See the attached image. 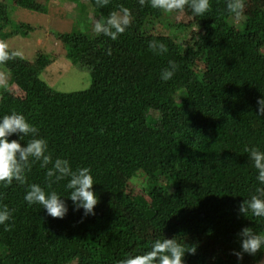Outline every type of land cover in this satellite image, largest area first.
<instances>
[{
  "label": "trees",
  "instance_id": "obj_1",
  "mask_svg": "<svg viewBox=\"0 0 264 264\" xmlns=\"http://www.w3.org/2000/svg\"><path fill=\"white\" fill-rule=\"evenodd\" d=\"M5 1L0 0V34L11 23ZM11 1L23 10H47L37 0ZM85 1L94 22L122 8L131 14L116 40L97 35L94 25H86L90 34H55L66 59L88 70V88L61 92L41 79L53 56L20 73L0 64L9 74L7 85H0V118L20 113L38 128L10 139L26 146L31 138H45L51 157L46 166L30 164L25 184H0V206L12 211L10 229L0 226V264H118L149 251L162 237L196 248L185 264H258L264 249L242 261L232 253L240 251L242 228L264 232V218L238 211L264 187L245 151H264V117L256 116V101L264 97V0H249L253 15L243 13L239 21L227 10L228 0H210L203 16L186 5L192 15L186 24L151 7L150 0ZM75 13L77 23L89 20L83 9ZM17 28L24 35L31 30ZM181 31L188 38H179ZM151 42L168 51L150 48ZM169 61L179 67L164 82ZM11 85L23 96L13 95ZM56 158L68 159L73 170L91 168L93 191L109 197L110 207L96 206L90 216L73 211L66 180L48 187L46 171ZM33 183L62 196L69 209L62 220L25 202Z\"/></svg>",
  "mask_w": 264,
  "mask_h": 264
},
{
  "label": "clouds",
  "instance_id": "obj_2",
  "mask_svg": "<svg viewBox=\"0 0 264 264\" xmlns=\"http://www.w3.org/2000/svg\"><path fill=\"white\" fill-rule=\"evenodd\" d=\"M101 4H106L107 0H100ZM144 0H141L143 3ZM151 7L162 9L167 13L182 11L186 5L191 8L194 16H203L210 11V0H150ZM227 10L239 21L244 13V0H228ZM131 14L128 9H121V13H112L106 19L102 18L94 23L93 31L100 35L116 40L129 27ZM8 44L0 41V64L8 60L21 56L22 53L8 51ZM150 48H159L161 53L168 49L163 43L151 42ZM171 70H165L161 74V80L167 82L173 78L178 65L169 61ZM0 85L6 86L7 80L0 77ZM256 116L264 117V97L256 101ZM38 128L29 123L25 116L13 112L0 118V184L5 187L10 186L15 180L20 184H25L26 169L31 163L41 162V166H46L51 157L47 154L48 141L39 136L31 138L26 146H22L18 140L10 139L16 134L30 136L37 133ZM249 153V159L253 162L257 170L256 179L260 185H264V151L259 147L245 149ZM49 179L48 187L60 181H67L65 184L68 190V199L73 203V211L83 210L84 216L95 215L94 208L99 203L97 195L93 191L95 185L92 170L89 167H79L73 170L68 159L56 158L52 168L46 171ZM256 195L244 200L238 211L244 214H251L257 218H264V187L256 189ZM24 200L28 205H41L49 217L62 220L68 213L62 196L56 191H46L39 184L28 185V190L24 195ZM12 219V211L6 206H0V226L5 230L10 229L6 222ZM241 243L240 251H233L237 261H242L245 254L256 256L264 249V232H256L251 227H244L240 231ZM195 247H188L185 243L177 239H157L150 245V250L143 254L130 256L118 262V264H185L186 254H194Z\"/></svg>",
  "mask_w": 264,
  "mask_h": 264
},
{
  "label": "rangeland",
  "instance_id": "obj_3",
  "mask_svg": "<svg viewBox=\"0 0 264 264\" xmlns=\"http://www.w3.org/2000/svg\"><path fill=\"white\" fill-rule=\"evenodd\" d=\"M37 1L46 6L47 10L45 14L23 10L17 8L11 0L5 1L8 6L11 26H7L0 34V41H4L8 44V51L10 53L19 51L22 55L14 57L1 65L11 69L10 71L8 68V73H20L30 67L34 62H38V60L42 61L40 57H45L47 55L53 56L56 60L49 65L45 74L42 73L41 79L47 83L49 82L51 86H55L56 89L61 92L85 90L90 85L88 70L85 68H82V70L78 69L74 67L72 62L66 59L62 46L55 41V34L71 33L76 30L90 34L87 31L86 25L92 26L95 23L92 18L93 14L91 10L88 8L85 0ZM257 5L259 4L257 3ZM77 7L83 9L84 13H86V17H89L88 19L90 21H85V19L80 20L78 16L79 23H77V18L75 17ZM244 7H247L244 8V13L253 15L254 4L251 1L247 0ZM260 10L261 9L256 10V13L259 14ZM171 13L173 14V21L185 24L192 22V15L188 12V8H184L182 11H173ZM18 24L28 25L31 27V30L24 35V29L17 28L15 30V26ZM156 28L162 29L161 24H157ZM164 35H166V32H164ZM177 36L179 38H188L187 31H181ZM0 77L8 79L9 74L0 70ZM9 91L17 97L23 96L22 92L14 85L10 86ZM100 199H102V201H100ZM98 200L100 201L97 204V207H99L98 209L110 207L111 201L109 197L101 196L100 198L99 196ZM100 203H102V206ZM141 230L142 232H146L147 227L141 226ZM204 244L208 247L211 245V242L206 241ZM258 264H264V253Z\"/></svg>",
  "mask_w": 264,
  "mask_h": 264
}]
</instances>
